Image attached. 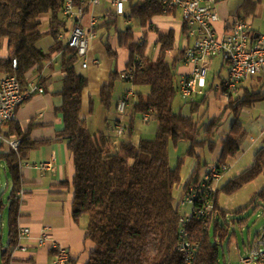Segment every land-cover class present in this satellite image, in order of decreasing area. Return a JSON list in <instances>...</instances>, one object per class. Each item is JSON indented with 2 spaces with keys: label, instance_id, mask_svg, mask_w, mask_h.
<instances>
[{
  "label": "trees",
  "instance_id": "16d2710c",
  "mask_svg": "<svg viewBox=\"0 0 264 264\" xmlns=\"http://www.w3.org/2000/svg\"><path fill=\"white\" fill-rule=\"evenodd\" d=\"M73 3L81 5L78 0H73ZM63 5L64 0H0V80L5 76H15L25 90L30 71L39 69L53 56H60L62 89L58 95L62 104L55 112L61 115L63 129L58 135L66 142L74 168L71 184L66 182L61 186L72 190L73 219L87 218L85 240L93 246L87 264H186L176 251L179 199L174 191L179 186L182 189L186 187L193 178L181 185L182 163L180 161L175 168L170 167L169 143L174 148L181 141L188 145L186 156L197 160V174L207 165L199 162V150L211 155L220 146L217 163L235 159L247 138L240 124L241 113L264 101V78L257 86L239 87L229 95L224 113L229 112L233 120L223 137L217 133L224 114L207 119L206 123H203L206 113L199 118L195 116L200 107L207 105V95L197 102L186 104L191 107L190 115L183 116L174 108L175 99L179 97V80L175 73L178 60L171 64L165 61L166 52L174 49L173 31L158 34L156 44L160 47V54L156 60L147 56L146 43L135 39L136 29L151 27L155 17L164 15L163 8L155 0H128L123 18L131 21V26L119 30L118 17L110 9L101 24L90 31L92 34L101 31L100 40L111 60L108 81L99 90L100 104L107 112L113 108L112 93L120 76L117 71L118 49L128 53L125 71L133 68L132 86L148 88L146 97L139 92L135 94L137 99L126 128L128 141L120 143L118 151L114 152L110 138L104 133H89L86 120L81 118L82 95L88 80L76 70L81 64L76 51L57 38L69 30L68 20L62 16ZM255 5L253 0H244L236 17L244 21L251 18ZM44 16L49 17L46 33L41 31ZM183 33H186L185 24ZM45 36L53 40L47 52L38 47ZM142 38H146L145 33ZM4 43L7 56L2 58ZM13 60H16V69L12 68ZM145 114L149 115V121L158 124V130L152 140L142 139L135 146L130 141L133 122L136 117ZM29 132H24L16 121L1 127L4 138L19 141L16 150L0 142V165H4L11 185L7 201L9 246L3 248L0 239V257L5 264L9 250L17 239L19 201L15 196L22 189L19 169L31 152L45 144L33 141ZM262 173L264 147L256 152L248 169L218 189L216 208L222 221L225 213L218 208V195L234 194ZM256 197L264 201V188ZM2 207L0 202V209ZM246 208L233 214L243 213ZM194 229V238L200 247L192 264H220L219 244L225 241L229 244L233 238L227 224L215 221L209 231H203L198 224Z\"/></svg>",
  "mask_w": 264,
  "mask_h": 264
},
{
  "label": "crops",
  "instance_id": "0c3cea01",
  "mask_svg": "<svg viewBox=\"0 0 264 264\" xmlns=\"http://www.w3.org/2000/svg\"><path fill=\"white\" fill-rule=\"evenodd\" d=\"M78 1L81 3L80 7L85 9V15L81 19L80 25L88 32L90 30L89 22L91 17L97 20L96 26H98L101 24L102 19L107 12L111 9L109 6V8L103 10L101 17L94 16V7H88L90 0ZM243 1L244 0H221L217 4L216 12L218 15V21L214 25V30L218 37H222L228 33L232 29L234 22L239 19L236 17V12L242 5ZM253 1L256 5L252 17L247 19L246 22L251 26L253 37L258 38L264 34V0ZM103 8L105 9L106 6ZM48 18L49 17L47 16L42 18L41 31L43 33H46L48 30ZM124 19L125 18L123 17H118L117 19L119 30L131 26V21ZM67 24L69 25L68 29H70L72 23L68 21ZM183 27L184 23L181 13L176 10L168 15L155 17L152 20L151 27L136 29L135 34L136 41L146 43L147 56L149 59H151V53H154V57L151 56V60H156L160 54V47L156 44L158 34H167L168 32L173 31L175 38L174 49L166 52L165 61L171 64L175 60H178L175 65V73L178 80L182 76L189 75L192 70L191 65L184 63L183 56L185 51L192 47L194 40L188 35L187 28L186 33H183ZM144 33L146 34V38L143 40L142 36ZM93 35L94 38L89 43L88 54L85 59L87 68H82L83 61H81L80 64V73L84 72V76L88 80V86L82 95L81 118L86 120L88 128L89 121L95 113H101L102 110H104L106 114L104 115V130L99 133H104L110 138L111 147L113 151L116 152L118 151L120 143L127 142L129 138L126 133L118 138L116 136V127L120 123L127 128L129 123L128 125L125 124L124 119L127 116L129 120L131 118V115L126 114L125 118L120 119L116 111V105L125 91L132 89L135 94L139 92L143 97H146L148 94V88H135L131 84L120 79L117 80L114 84V90L112 93L113 109L107 112L100 104L99 90L100 87L108 81L111 70V60L108 58L100 40L101 31ZM52 44L53 40L51 37L45 36L38 44V47L43 52H47ZM113 47H116L115 41H113ZM117 54V71L122 74L125 72L128 53L125 50L118 49ZM6 56L7 49L6 44L4 43L1 57L5 58ZM210 71H213L212 78L209 79L207 74L205 87L201 89L200 95L195 99V102H197L201 100L203 96L207 95L208 102L206 106H202L205 108L203 109L205 111L197 116L198 112L195 116L196 118H199L206 113L203 122L206 123L208 121L207 119L218 118L224 114L222 126L217 133L220 137H223L228 133L233 118L229 112L224 113L226 101L216 91V87L227 77V68L218 58L212 61L208 73ZM27 78L29 81H39L44 89V93L33 96L19 107L16 111L15 121L20 125L24 132L30 131L29 135L33 141L45 142V144L31 152L28 158L22 162L19 169L22 178L24 198L19 202L18 206L17 230L28 228L30 230V236L27 240L21 243L22 247L14 249L15 244L14 247L9 250L6 263L52 264L55 253L51 250L49 244L43 246L38 245L41 234L46 231L53 241L69 250L72 264H87L89 253L93 248L92 244L85 240L87 218L83 216L78 220L73 219L71 214L73 200L72 190L61 186V184L66 182L71 184L74 176V168L72 156L67 149L66 142L59 138L58 135L63 129L61 115L55 112V109L62 104V99L58 95L62 89L60 56H53L49 61L43 63L39 69L34 68L27 74ZM261 80L262 77H259L258 79L249 77L239 87H254L255 85H259ZM248 81H250L249 84L247 83ZM115 93L117 95L116 101L113 102ZM136 99L137 98L135 97L131 104L132 107L136 102ZM179 100L180 104L178 107L174 106L175 110L179 111L183 116H189L191 109L190 105H186L181 100L180 96ZM90 105L92 106V112H90ZM112 111H115L116 115L112 116ZM240 124L246 132L247 138L241 146V152L239 155L235 159H228L225 162L228 167L226 175L232 170L241 171L238 172V175L243 173L253 164L256 152L264 147V101L256 103L250 109H245L241 113ZM157 130L158 124L155 121L144 123L142 122L141 117L138 116L133 122V135L130 141L136 146L140 140L154 136ZM179 144L187 146L184 141H181ZM5 148L7 149L6 145ZM220 149V146H217L214 153L209 155V159L204 160V162L207 164L217 162L220 155ZM200 151L203 150L197 151V154L201 159L203 154ZM51 159L54 160L53 171H40L36 168L38 164L50 161ZM196 165L197 162H189L185 168L181 165V185H184L187 181L194 178L196 174ZM235 177L236 176H233L231 179ZM220 184L221 182L218 185L219 189L223 187ZM263 188L264 184L262 186V189ZM181 190L182 187L179 186L178 195L176 197L178 199L180 198ZM217 205L220 209L218 200ZM0 239L3 248H6L7 245L3 240V234H0ZM246 259H248V257L241 259L243 264H248L245 263ZM0 264H5L1 257Z\"/></svg>",
  "mask_w": 264,
  "mask_h": 264
},
{
  "label": "built area",
  "instance_id": "2783aa9c",
  "mask_svg": "<svg viewBox=\"0 0 264 264\" xmlns=\"http://www.w3.org/2000/svg\"><path fill=\"white\" fill-rule=\"evenodd\" d=\"M105 1L119 18L125 16L128 0H90L88 7H95ZM163 8V14L180 11L188 35L193 38L192 47L184 53V63L192 66L189 75L182 76L178 82V91L181 100L185 103L194 102L201 89L205 87L208 69L215 59H220L227 68V77L216 87V91L226 101L230 94L249 77L264 78V34L253 37L251 26L242 19H237L232 29L218 37L214 25L218 21L216 6L221 0H155ZM85 9L75 6L73 0H64L62 16L72 23V27L65 33L57 36L65 44L76 51L83 61L82 68L86 69L85 59L88 54L89 43L94 38L90 31L96 27L97 20L91 17L89 32L81 27V19ZM66 36V37H65ZM16 60L12 61V68L16 69ZM133 68L120 74L119 79L131 84ZM132 85V84H131ZM44 93L40 82L28 81L23 90L15 76H5L0 80V142L12 150H16L19 141L8 140L1 133L5 123L15 121L16 111L28 99ZM132 89L125 91L116 105L120 119L126 115L127 108L135 98ZM149 115L141 117L142 122H149ZM126 133V128L120 123L116 127V136L119 138ZM40 171H53L54 160L40 163L36 166ZM228 172L225 163H210L196 172L192 182L181 190L179 198V218L176 251L182 256L186 264H192L199 251L200 244L194 238V227L200 225L203 231H209L215 221L223 222L221 213L216 208V193L218 185ZM15 198L21 202L24 191L20 189ZM189 224V242H182L181 225ZM30 236L28 228L17 230V239L14 249L20 248L21 243ZM49 244L55 253L52 264H72L68 249L53 241L48 232L44 231L38 241L39 246ZM248 264H264V228L258 233L254 242L250 244Z\"/></svg>",
  "mask_w": 264,
  "mask_h": 264
},
{
  "label": "rangeland",
  "instance_id": "374dc122",
  "mask_svg": "<svg viewBox=\"0 0 264 264\" xmlns=\"http://www.w3.org/2000/svg\"><path fill=\"white\" fill-rule=\"evenodd\" d=\"M106 8L104 9L103 7ZM109 8L108 3L102 1L99 6L94 7V16H102L101 13L103 10ZM151 56L154 57V53H151ZM150 58L152 59V57ZM76 70L79 75L84 76L85 73H80V65H77ZM213 76V71L208 73V78L211 79ZM85 77V76H84ZM259 76H254V79H258ZM250 81L247 83L249 84ZM247 84V85H248ZM256 86V85H255ZM116 93L113 97V102L116 101ZM211 97V96H210ZM180 104L179 97L175 99L174 106L178 107ZM113 109V108H112ZM204 107H200V111L197 114L199 116L205 110ZM133 112L132 105H129L127 108L126 114L132 115ZM112 116L116 115L115 111H112ZM104 115L105 112L102 110L101 113H95V115L89 121V132L91 134H97L104 130ZM126 115L124 116V118ZM128 117V116H127ZM125 118V124L128 125L129 118ZM104 132V131H103ZM155 136V135H154ZM154 136L150 138L146 137L145 140H152ZM148 138V139H147ZM188 149L187 146H182V144H178L176 148L173 147L171 143L168 146V161L171 168H175L177 164L181 161L183 162L182 166L185 168L189 162H197L196 159L189 158L186 156V151ZM203 156L200 159V163L204 162V160L209 159L208 153L203 150ZM209 161V160H208ZM242 170V169H239ZM238 172L241 171H230L227 175L224 176L221 181V186H224L228 183L233 176H237ZM264 184V173H262L255 182L244 186L239 191L234 194L227 195L221 193L218 195V204L220 209L225 213V222L229 229V234H233V238L231 242L228 244V241L219 244V263L220 264H243L241 259L248 257L249 255V246L252 244L256 238L258 232H260L264 228V201L259 200L256 196L262 190V186ZM10 178L4 169L3 164L0 165V202H2L3 207L0 209V234H3V240L6 243L7 239V198L10 193ZM178 188L175 189L174 194L175 197L178 195ZM258 206V207H257ZM246 210L240 214H233L235 211L239 209ZM244 223V224H242Z\"/></svg>",
  "mask_w": 264,
  "mask_h": 264
},
{
  "label": "bare ground",
  "instance_id": "6f19581e",
  "mask_svg": "<svg viewBox=\"0 0 264 264\" xmlns=\"http://www.w3.org/2000/svg\"><path fill=\"white\" fill-rule=\"evenodd\" d=\"M182 242H189V224L181 225Z\"/></svg>",
  "mask_w": 264,
  "mask_h": 264
},
{
  "label": "water",
  "instance_id": "95a60500",
  "mask_svg": "<svg viewBox=\"0 0 264 264\" xmlns=\"http://www.w3.org/2000/svg\"><path fill=\"white\" fill-rule=\"evenodd\" d=\"M9 244H10V240L9 238H7L6 245L9 246Z\"/></svg>",
  "mask_w": 264,
  "mask_h": 264
}]
</instances>
